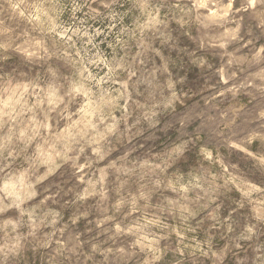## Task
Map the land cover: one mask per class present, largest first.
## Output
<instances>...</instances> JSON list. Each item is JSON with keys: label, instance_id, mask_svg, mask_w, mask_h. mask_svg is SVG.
Returning <instances> with one entry per match:
<instances>
[{"label": "rangeland", "instance_id": "1", "mask_svg": "<svg viewBox=\"0 0 264 264\" xmlns=\"http://www.w3.org/2000/svg\"><path fill=\"white\" fill-rule=\"evenodd\" d=\"M0 264H264V0H0Z\"/></svg>", "mask_w": 264, "mask_h": 264}]
</instances>
